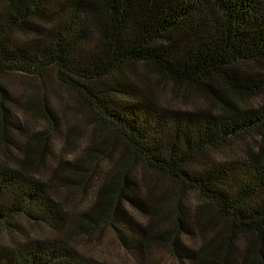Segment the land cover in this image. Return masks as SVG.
<instances>
[{
	"label": "trees",
	"instance_id": "trees-1",
	"mask_svg": "<svg viewBox=\"0 0 264 264\" xmlns=\"http://www.w3.org/2000/svg\"><path fill=\"white\" fill-rule=\"evenodd\" d=\"M138 66L151 73L142 87L128 77ZM12 74L52 77L97 124L85 160L62 158L55 177L75 173L88 195L107 159L93 212L121 243L114 221L142 252L157 244L195 264H264V0H0V78ZM164 83L211 107L158 103ZM14 105L0 84V225L24 238L0 243V264H107L59 236L66 212L55 188L30 174L52 154L49 139L16 144L11 135L26 131ZM191 195L203 202L194 216ZM22 222L57 237L29 238Z\"/></svg>",
	"mask_w": 264,
	"mask_h": 264
},
{
	"label": "rangeland",
	"instance_id": "rangeland-1",
	"mask_svg": "<svg viewBox=\"0 0 264 264\" xmlns=\"http://www.w3.org/2000/svg\"><path fill=\"white\" fill-rule=\"evenodd\" d=\"M136 72H128V77L132 83L142 87L144 85L143 76L150 77L151 73H148L143 66H138ZM0 84L9 92L12 100L16 102V105H14L16 112L19 114L23 128L26 131L23 134L13 133L11 139L16 144H23L36 132L44 133L49 139L52 154L46 157L43 167L34 168L30 171V174L41 180H46L48 183L50 180L51 185L54 186L52 196L61 202L62 208L66 212L64 230L59 234L60 237H64L63 240L81 255L107 264H195L184 258L178 260L168 246L154 244L142 252L138 248L139 238L137 235L121 223L114 221V227L123 233L126 240L125 243H121L115 230L110 226L109 219L104 216L99 217L98 214L93 212L96 191L103 184V175L107 168L111 166L107 159L103 158L98 161V170L93 176L90 188L87 191L88 195L79 186V184H82V180L75 173L65 171L60 172L59 175L57 174L58 177H55V170L62 158L73 163L80 162L82 159L85 160L83 156L85 149L89 146L93 135L96 134L97 125L91 117H87L85 111L78 107L74 97L60 84L52 77L41 83L38 78L15 74L1 77ZM29 102L33 103L32 108L25 111L22 106ZM45 103L54 113L55 126L51 125L44 117L45 111L42 109V105ZM158 103L191 110L211 107V102L207 98L194 93L186 96L183 88L178 89L170 83H164L162 90H159ZM249 104H251L249 101L240 103L242 106ZM73 127L78 129L79 132L77 135L68 137L69 131ZM69 142L70 144H68ZM237 143H241V141H237ZM8 147L15 151L10 145ZM1 149L2 146L0 145ZM14 153L16 154V152ZM19 156L24 157L21 153ZM5 160L0 152V161L4 162ZM87 162L86 160L85 163H80L84 170H90V167H92L91 163ZM133 172L138 177L146 173L140 165ZM186 202L193 216L196 214L199 205L203 203L194 195L189 196ZM143 221L148 222L149 220L147 218ZM22 223L24 232L29 238L53 239L57 237L58 233L47 227L34 226L26 222ZM167 223L169 224V221L165 219L163 224L166 225ZM23 239L20 235L13 236L5 226L0 225V243L12 246L13 242ZM202 243L203 238L199 235L197 244L202 245Z\"/></svg>",
	"mask_w": 264,
	"mask_h": 264
}]
</instances>
